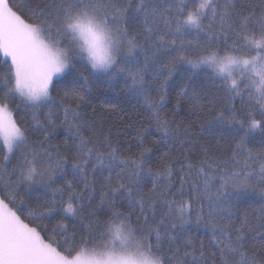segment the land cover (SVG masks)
Instances as JSON below:
<instances>
[{"label":"snow or ice","instance_id":"6c2138e0","mask_svg":"<svg viewBox=\"0 0 264 264\" xmlns=\"http://www.w3.org/2000/svg\"><path fill=\"white\" fill-rule=\"evenodd\" d=\"M130 11L139 21L131 28ZM90 14L108 30V44L96 33L89 41L82 30L83 43L74 44L71 32ZM193 33L195 43L186 39ZM173 52L170 61L161 60ZM0 54V264H137L134 257L144 249L161 264H264V209L259 227L247 217L237 226L226 196L229 185L247 187L254 178L264 184V139L259 152L247 147L251 133L264 137V0H135V6L133 0H0ZM183 64L193 71L180 85L177 107L189 91L199 100L197 83L213 86V119L242 133L229 158L239 171L222 172L229 161L205 148L204 159L182 166L176 177L171 164L153 172L146 167L152 148L145 146L144 132H138L139 152L124 154L110 130L97 131L81 115L92 78L123 77L125 88L144 98L158 131L187 137L186 129L161 117L168 81ZM153 88L159 101L148 94ZM60 89L58 103L53 92ZM217 94L226 101L219 109ZM56 108L73 145L52 143ZM43 109L48 112L41 121ZM57 174L63 183H56ZM144 175L153 177L147 192L140 188ZM185 184L193 189L187 200L169 199L176 192L183 197ZM37 185L44 195L32 206L25 197ZM158 209L167 210L157 215ZM192 213L210 232L208 245L180 236ZM55 216V226L45 223ZM66 220L78 221L80 229L75 223L70 229Z\"/></svg>","mask_w":264,"mask_h":264},{"label":"trees","instance_id":"16d2710c","mask_svg":"<svg viewBox=\"0 0 264 264\" xmlns=\"http://www.w3.org/2000/svg\"><path fill=\"white\" fill-rule=\"evenodd\" d=\"M40 2L41 0H34V3ZM120 2L123 3L124 0H120ZM254 3L258 5L259 0H254ZM133 6H135V0H133ZM128 15V25L131 28L139 21L132 19L131 11ZM186 39H192L195 43V34L193 33L192 36L186 37ZM194 52L195 48H190L188 50L190 55H193ZM175 55L176 53L174 52L171 55H162L161 60L167 63ZM193 58H195L194 55ZM139 59L142 61L143 56H140ZM77 67L83 70L81 65H77ZM190 71H193L191 65H178L177 71L168 81L164 107L161 111V117L163 119L174 121L175 124H179L181 131L186 129L188 132L187 137L174 139L172 137H166L162 131H158L155 126V121L150 119V109L145 103L144 98L129 92L124 86L123 77L115 81H110L104 76H100L98 79L92 78L89 96H87L90 103L82 105L81 115H86L90 123L95 122L94 126L97 131L102 130L104 133H108L110 130L113 143H118L124 154H128L129 148L132 153L139 152L140 149L138 145L140 141L138 139V132H144V144L146 147L152 148V153L150 154L151 159L148 161L146 167L150 166L153 172L162 170L165 164H171L173 165V177H176V174L180 171L182 166L187 169V165L190 161L199 163L203 160L205 157V148L208 150L209 155L215 156L219 161H229L227 167L221 169L222 172H228L230 170L239 171V168L236 167L235 163L230 161L229 158L233 154L236 143H238V135H242V133L237 134L229 125L218 124L213 119L215 111H209L208 105V101L212 99V97L208 95V92H215L213 86L207 80H203L202 85L197 83L196 90L200 94L199 100L192 98L193 93L189 91L188 97L179 98V107H177V92L180 90V85L186 82L185 78ZM150 78L151 74L149 73L146 79ZM69 79L71 80L72 78L70 77ZM198 79H202V77ZM71 86V84L68 85L69 88ZM63 91L64 89H60L59 95H57L56 91L53 92L58 103L63 96ZM148 94L153 99L159 101L160 93H158L155 88L149 89ZM224 103H226V101H223L219 94H217L216 109L223 107ZM233 103L237 108L240 106L239 99ZM72 106L74 107L75 105L73 104ZM47 112V109L41 110L39 113L41 121L47 118ZM51 119L55 120L57 124L52 143L63 146L64 141L67 140L69 145H73L75 137L66 127L61 126V121L64 119L62 109H54ZM25 120H31L30 111L25 112ZM145 129L148 131L145 132ZM85 135H87V133H85ZM35 138V135H33L30 137V140H35ZM181 139L184 141L183 143L180 142ZM262 139H264V137H262L259 132L251 133L249 135L247 147L253 149L254 152H259L261 150ZM17 155H19V153H17ZM15 163L16 161L13 160L12 164ZM12 164H10L9 167H11ZM68 179H71V173H69ZM160 179L163 180V177ZM152 181V176L144 175L141 180L140 188L144 192H147L152 187ZM56 183H63V177L60 174L56 176ZM213 183L215 187L219 186V176L214 179ZM179 187V183L174 180L173 188L179 189ZM184 193L185 195L181 197L180 194L176 192L175 195L169 197V199L187 200L189 194L193 193L190 184H185ZM43 195L44 189L37 185L29 190V195L26 196L25 199L29 205L34 206L38 202V198H42ZM99 196L100 187L99 184H97V200ZM226 196L234 214L233 219L237 222V226H239L240 221L247 217L251 226L259 227L262 209H264V184H260L258 178L250 180L247 187L233 188L229 185L226 190ZM56 198L59 199V195H57ZM122 205L121 210L127 211L126 203L122 202ZM196 207H199V205H196ZM166 210L167 209H158L157 215H159L161 211ZM26 211L27 209L25 207V214ZM174 213L177 216L179 229L178 210H174ZM24 218L25 216H22V219ZM59 219L60 216H55L46 220L45 223L52 227L55 226ZM101 219H103V217H101ZM133 222H135V216L133 217ZM65 223L69 225L70 229L74 223L76 224L77 230L80 229L78 221L66 220ZM180 236L183 239L191 237L197 241V243L202 240L205 245H208L210 232L202 224H197L195 213H192L191 219L184 225V230L180 232Z\"/></svg>","mask_w":264,"mask_h":264},{"label":"clouds","instance_id":"9594fccd","mask_svg":"<svg viewBox=\"0 0 264 264\" xmlns=\"http://www.w3.org/2000/svg\"><path fill=\"white\" fill-rule=\"evenodd\" d=\"M79 25V29L71 32L72 36L74 37L73 42L75 45H80L83 43V39H81V30L83 37L89 41L97 38L93 35V33H96L99 34V39H101L105 44L109 43L108 30L104 28L99 18H94L91 16V14L88 16H81L79 18ZM101 29H103L102 33ZM134 259L136 260L137 264H161L160 257L157 254L148 252L146 249L143 250V255H136Z\"/></svg>","mask_w":264,"mask_h":264},{"label":"rangeland","instance_id":"374dc122","mask_svg":"<svg viewBox=\"0 0 264 264\" xmlns=\"http://www.w3.org/2000/svg\"><path fill=\"white\" fill-rule=\"evenodd\" d=\"M0 59H3L2 54H0Z\"/></svg>","mask_w":264,"mask_h":264},{"label":"bare ground","instance_id":"6f19581e","mask_svg":"<svg viewBox=\"0 0 264 264\" xmlns=\"http://www.w3.org/2000/svg\"><path fill=\"white\" fill-rule=\"evenodd\" d=\"M89 96V95H88ZM133 100V99H132Z\"/></svg>","mask_w":264,"mask_h":264}]
</instances>
